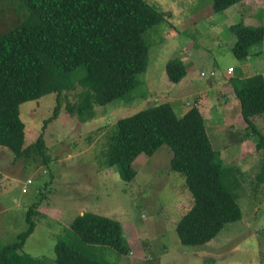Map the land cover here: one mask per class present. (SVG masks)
<instances>
[{
	"label": "rangeland",
	"instance_id": "obj_1",
	"mask_svg": "<svg viewBox=\"0 0 264 264\" xmlns=\"http://www.w3.org/2000/svg\"><path fill=\"white\" fill-rule=\"evenodd\" d=\"M147 1L167 12L168 20L144 34L149 45L147 66L126 99L105 109L97 107L95 117L82 121L66 112L68 103L78 101L82 88L77 84L76 90L65 92L57 117L43 130L47 164L40 156L18 158L0 146V243L14 241L27 228L26 212L32 207L35 227L21 252L40 258L42 264H54L55 245L61 239L98 261L113 264H264V183L256 180L264 148L256 149L257 140L242 124L239 103L226 79L238 77L240 64L248 61L257 72H243L239 78L256 72L264 80V40L250 47L248 58L239 60L231 51L235 35L229 28L238 17L236 22L248 16L245 2L264 10V0H243L224 12H215L212 0ZM254 12L243 20L256 23L259 16ZM23 15L18 0H0V32L17 24ZM180 56L188 71L173 83L166 65ZM213 70L211 83L209 71ZM203 100L216 112L213 128L215 118L211 123L200 109L213 147L224 163L240 169L236 172L240 218L225 224L206 244L187 246L180 243L175 227L191 207L192 197L183 175L170 164L172 149L163 145L153 155L140 154L131 181L121 179L116 168L108 166L105 151L118 119L164 103L176 109L185 103L188 107L183 112ZM56 107L55 94L20 105L24 145L36 140L42 120L53 115ZM181 110L176 111L178 116ZM252 120L264 133V115ZM28 179L31 183L25 184ZM87 211L120 221L128 254L85 243L71 230L73 218Z\"/></svg>",
	"mask_w": 264,
	"mask_h": 264
},
{
	"label": "trees",
	"instance_id": "obj_2",
	"mask_svg": "<svg viewBox=\"0 0 264 264\" xmlns=\"http://www.w3.org/2000/svg\"><path fill=\"white\" fill-rule=\"evenodd\" d=\"M18 1L24 15L0 32V146L18 158L40 156L47 164L43 130L57 117L64 93L76 90L77 84L82 88L78 101L66 107L69 115L82 121L95 117L97 107L105 109L126 99L147 66L149 45L144 34L166 22L168 14L147 0ZM239 1L212 0V8L223 11ZM230 29L235 35L231 51L239 60L248 58L250 47L264 40L263 26L238 22ZM187 71L179 59L166 65L173 83L181 81ZM238 77L231 78L229 86L239 103L241 122L260 150L264 148V133L252 119L264 115V80L261 74ZM46 94L56 95L54 114L42 120V132L36 140L24 145L25 126L19 107ZM107 143L106 162L125 181L134 178V161L140 154L153 155L163 145L172 149L170 164L183 175L192 197L191 207L176 222L181 244L202 246L225 224L240 218L236 197V172L240 169L224 163L196 105L181 117L171 103H164L118 119ZM256 180L264 183V161ZM34 212L32 207L27 209V228L14 241L0 243V264H42L40 258L21 252L35 227ZM70 228L85 243L107 245L120 254L129 252L116 219L87 211L75 216ZM55 252L54 264H113L98 261L63 239L56 243Z\"/></svg>",
	"mask_w": 264,
	"mask_h": 264
},
{
	"label": "crops",
	"instance_id": "obj_3",
	"mask_svg": "<svg viewBox=\"0 0 264 264\" xmlns=\"http://www.w3.org/2000/svg\"><path fill=\"white\" fill-rule=\"evenodd\" d=\"M242 1L243 0H241V1H239V2H237V3H235V4H233V5H231L230 7H228L227 9H234V8H237L238 7V5H240V4H242ZM255 5V4H254ZM255 7V8H254ZM227 9H225V10H223V12L224 11H226ZM241 9H243V7H241ZM257 9V10H256ZM255 11V12H254ZM245 14H248V16L247 15H245V17H243V18H245V19H250V15L251 14H253V12L254 13H256L255 14V16H256V18H258V16H259V18H258V21L255 23V21H253V22H245V20H243V18L241 19V21H239V22H242L243 24H245V25H254V26H257V25H262L263 27H264V10L260 7V6H253V5H249L248 3H246L245 2ZM230 13V12H229ZM228 14V13H227ZM226 14V15H227ZM240 14H242V11H241V13ZM230 16H231V13H230ZM232 17V16H231ZM241 17V16H240ZM240 17H238L237 18V20H235V21H233V23L234 24H236V23H238V22H236V21H238L239 20V18ZM256 18H253V19H256ZM232 23V24H233ZM231 26H229V28H230ZM179 60H181L182 62H183V64L185 65V62H184V59L180 56L179 58H178ZM229 67V66H228ZM227 67V68H228ZM188 68V67H187ZM240 70H239V72H238V76H239V74H241V73H243V72H247V71H251V70H253V71H256L255 70V68H254V66H252V65H248V61H243L241 64H240ZM227 70V69H226ZM211 71H209V73H210ZM213 72H214V74H213V76H210L211 78L209 79V82L211 81V83H212V80H214L212 77H214L215 76V74H216V70H213ZM257 72V71H256ZM255 72V73H256ZM254 73V74H255ZM227 74V73H226ZM226 74H225V76H226ZM254 74H252V76H254ZM227 76H228V74H227ZM229 77V76H228ZM228 77L226 78L227 80H230V78L228 79ZM249 77H251V76H249ZM185 78V77H184ZM239 78V77H238ZM242 78V77H241ZM248 78V77H247ZM194 105H196L197 106V108H198V110H199V112H200V109H202L203 111H205L206 112V115L210 118V121H211V123H212V121L214 120V118H215V121L217 120V118H216V112L215 111H213L212 110V107L210 106V105H208V104H206V101L205 100H203V101H200V102H198V101H196L194 104H193V106ZM187 105H185V103H183V107L181 106L180 108L178 107V109H176V107H173L174 108V110L175 111H180L181 109H183V108H185ZM188 107V106H187ZM186 111H188V109L187 110H184L183 112H182V110H181V112L179 113L180 115H179V117H181L184 113H186ZM200 114H201V112H200ZM178 115V114H177ZM201 116H202V118H203V122H204V117H203V115L201 114ZM217 123V121L216 122H214V123H212L213 125H212V127L213 128H215L216 127V124ZM207 128V127H206Z\"/></svg>",
	"mask_w": 264,
	"mask_h": 264
},
{
	"label": "built area",
	"instance_id": "obj_4",
	"mask_svg": "<svg viewBox=\"0 0 264 264\" xmlns=\"http://www.w3.org/2000/svg\"><path fill=\"white\" fill-rule=\"evenodd\" d=\"M227 70H228L229 72H231V71H232V68L229 67ZM213 74H214V72L211 71V72H210V76H213ZM201 76L204 77V76H205V73H204V72H201ZM28 183H31V179L26 180L25 184H28ZM24 188H25V186H24Z\"/></svg>",
	"mask_w": 264,
	"mask_h": 264
}]
</instances>
